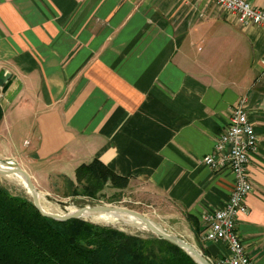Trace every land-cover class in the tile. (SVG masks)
<instances>
[{"label":"crops","instance_id":"0c3cea01","mask_svg":"<svg viewBox=\"0 0 264 264\" xmlns=\"http://www.w3.org/2000/svg\"><path fill=\"white\" fill-rule=\"evenodd\" d=\"M263 60L264 30L212 0H0V160L43 187L96 159L160 197L171 231L217 264L229 250L203 240L201 217L234 176L201 159L242 101L257 148L236 230L264 264Z\"/></svg>","mask_w":264,"mask_h":264},{"label":"trees","instance_id":"16d2710c","mask_svg":"<svg viewBox=\"0 0 264 264\" xmlns=\"http://www.w3.org/2000/svg\"><path fill=\"white\" fill-rule=\"evenodd\" d=\"M76 183V184H75ZM71 195L92 200L106 185L122 190L127 180L94 159L75 170ZM76 185V186H75ZM78 185V186H77ZM0 264H196L177 246L82 219L42 216L25 195L0 185Z\"/></svg>","mask_w":264,"mask_h":264},{"label":"built area","instance_id":"2783aa9c","mask_svg":"<svg viewBox=\"0 0 264 264\" xmlns=\"http://www.w3.org/2000/svg\"><path fill=\"white\" fill-rule=\"evenodd\" d=\"M212 2L231 15L235 23L264 30V10L253 8L245 0ZM256 148L257 137L241 101L232 108L227 126L215 138L212 152L201 159L211 170L228 169L234 176V184L224 205L201 217L206 224L203 240L222 242L229 250V256L219 259L217 264H253L236 230V217L246 212L245 200L252 190L247 166L249 156Z\"/></svg>","mask_w":264,"mask_h":264},{"label":"rangeland","instance_id":"374dc122","mask_svg":"<svg viewBox=\"0 0 264 264\" xmlns=\"http://www.w3.org/2000/svg\"><path fill=\"white\" fill-rule=\"evenodd\" d=\"M0 162L3 164H6L8 162V164L10 163L15 165V163L12 161L0 160ZM69 183L70 182L67 180V178H53L49 185L43 186L45 188L36 183V181L35 183H33L35 190L39 195L40 205L42 206V204H45L43 205V207L47 209L45 211H52L51 213L64 214L66 213V210L69 207L80 208L83 206L103 204L112 207L126 208L144 215L147 219L152 221L157 226L166 229L176 237L180 238L181 240L194 246L197 250L201 251L195 241L187 238V236L183 234H178L176 232L171 231L168 222L166 221V219H164L165 208L164 205H162L161 200L159 199L160 197L151 194L149 191H145L143 186L127 185L126 188L119 190L110 187V185H106L101 192L102 197L97 200H92L81 194L71 195L75 187L71 186ZM0 185L13 195H25L31 199L30 195L27 194L26 188L22 187L23 185L21 184V182L13 175H0ZM46 203H48V205ZM86 221L102 226L113 227L132 235H139L142 237H148L153 235L147 229L144 230L138 227L129 226L121 223L109 224L92 222L89 220Z\"/></svg>","mask_w":264,"mask_h":264},{"label":"water","instance_id":"95a60500","mask_svg":"<svg viewBox=\"0 0 264 264\" xmlns=\"http://www.w3.org/2000/svg\"><path fill=\"white\" fill-rule=\"evenodd\" d=\"M9 77H10L9 74H7L4 71H0V88L3 87L4 83ZM0 175H3V176L21 175L25 180V188L27 190V194H29L31 197L32 204L42 216L48 217L56 221H68L72 219H82L80 218V215L78 212L85 210V209H91L94 212H108L110 210L124 212V213H127L137 218L143 224V226L148 231H150L155 237L163 239L177 246L181 250H183L196 264H212L194 246L176 237L175 235H173L166 229L157 226L152 221L147 219L144 215L136 211L129 210V209L122 208V207L112 208L109 205L103 204V205L83 206V207L78 208L77 212L72 213V214H69V213L58 214V213L47 212L41 207L39 195L35 190L31 177L24 169H22L19 166L10 164V163L8 164L7 162L4 166L0 165ZM82 220H85V219H82Z\"/></svg>","mask_w":264,"mask_h":264},{"label":"bare ground","instance_id":"6f19581e","mask_svg":"<svg viewBox=\"0 0 264 264\" xmlns=\"http://www.w3.org/2000/svg\"><path fill=\"white\" fill-rule=\"evenodd\" d=\"M0 165L4 166L5 164L0 162ZM13 176H15L23 185L22 187L25 188L24 178L21 175H13ZM45 196H46V194H45ZM46 204L48 205V203H46ZM43 205H45V204H42L41 207L44 210H47V209H45V207H43ZM112 208H116V207H112ZM52 210H54V209H52ZM77 210H78V208L69 207V208H67L66 213L72 214V213L77 212ZM78 213L80 215V218L85 219V220H89L92 222L109 223V224H120L121 223V224L129 225V226L138 227V228H141L144 230L146 229L143 226V224L137 218H135L134 216L129 215L127 213L120 212V211L110 210L108 212H94L91 209H85V210H82Z\"/></svg>","mask_w":264,"mask_h":264}]
</instances>
